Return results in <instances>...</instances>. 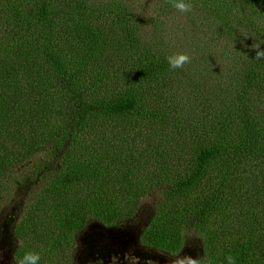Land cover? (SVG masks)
<instances>
[{
    "label": "trees",
    "instance_id": "obj_1",
    "mask_svg": "<svg viewBox=\"0 0 264 264\" xmlns=\"http://www.w3.org/2000/svg\"><path fill=\"white\" fill-rule=\"evenodd\" d=\"M25 1L0 0V24L6 27L0 33V210L5 206L7 211L5 222L8 221L16 263L33 252L40 255L39 264H73L86 229L135 224L146 212L151 219L141 229L142 244L177 257L190 231H213L226 197V185L233 192L243 190L237 183L240 164L264 163V58H256L257 63L253 59L240 61L239 55L247 51L245 44L251 42L242 26L230 25L240 15H230L229 11L214 14L223 21L220 31L229 27L227 36L233 48L208 50L215 54L214 60L227 68L230 65L233 71L225 72L228 83L219 81L221 72L213 73L212 82L219 83L212 88L195 83L196 92H191L190 103L185 99L189 82L176 87L177 115L166 113L161 122L168 126L181 113L187 116L174 131H169L173 145L164 151L170 159H176L171 166L177 170L163 173L164 152L156 155L151 164L162 171L159 181L152 184L134 175L127 179L128 171L120 172L127 155L116 146L119 138L115 140L116 120L139 113V96L132 93L110 103L100 96L101 90L111 91L118 84L108 55L119 50L128 58L139 56L140 64L149 63L154 68V78L164 72L192 80L186 64L183 68H170L166 57L174 53L168 47L164 49V38H159L164 29L156 28L150 49L142 54L137 51L140 30L123 14L115 26L111 25L114 39L105 37L102 28L105 32L106 29L100 19L77 23L64 20V24H56L57 29H53L57 38L49 39L47 27L43 26L57 19L55 1ZM245 1L256 7L260 4L259 0ZM59 7L65 17L74 10L70 5L65 7L64 2ZM260 11L262 6L254 10ZM247 21L250 23L243 25L255 28L257 34L253 37L264 50V28L258 22ZM67 33L78 41L74 42ZM65 37L69 40L61 41ZM65 43L71 44L70 55L62 53L61 45ZM44 44L53 45V50L41 52ZM96 64L102 67L103 77L94 75ZM87 76L95 83L88 84ZM52 89L65 96L63 105H68L70 98L75 104L65 107L64 124L44 133L34 104L24 102V98L31 99L36 92L52 94ZM201 90L208 101L203 108L207 118L202 128L198 126L199 119L190 116L196 108L192 96L202 100ZM185 103L191 107L184 109ZM185 132L192 137L183 144L176 143L174 139H182L175 138L177 134ZM238 133L244 135L242 142ZM191 141L197 144L193 151L184 148ZM241 153L250 159L242 160ZM132 156L129 149V157ZM247 194L251 195L248 190ZM228 221L222 222L225 227L229 226ZM208 231V245H201L204 256L200 264H227L228 255L236 257L237 264H264L263 234L248 235L246 244L237 243L232 249L216 250L213 245L217 233Z\"/></svg>",
    "mask_w": 264,
    "mask_h": 264
},
{
    "label": "rangeland",
    "instance_id": "obj_2",
    "mask_svg": "<svg viewBox=\"0 0 264 264\" xmlns=\"http://www.w3.org/2000/svg\"><path fill=\"white\" fill-rule=\"evenodd\" d=\"M31 0L25 1L30 3ZM54 5L57 9V19H51L44 28L51 36L49 39L57 38L56 33L53 29H57L56 24H64V20L74 21L75 23L80 22L83 19L96 21L100 19V23L105 27V37L108 39L115 38V32L112 30L111 25H116L117 19L123 18L122 14L127 16L135 26H138L140 32V43L138 46V53H146L153 39L154 33L158 29H164L165 33L159 37L164 38L163 48L168 47L170 53H186L190 56V63H187L188 71L193 76L191 81H187L184 78H180L179 74L164 73L161 72L158 78H154V68L147 64H140L138 60L139 56L134 55L128 58V55L124 54L122 50L111 52L114 54L108 55V59L111 62L112 68L110 69L113 77L116 78L118 84L115 89L111 91L101 90V99H105L107 103L120 100L123 96H128L132 93L139 96V113L135 115L126 116L124 118L116 120L118 128L115 133V140H117V147H120L125 157H127L126 164L122 171H128L126 174L127 179H130L134 175L137 179L145 180L149 183H156L159 181L161 171H158L152 166L151 162L156 155L163 154L166 147L173 145L168 135L169 131H174L178 123L181 120L187 118L186 115L181 113V117L168 123V126L162 124L161 119L166 113H170L176 117V109L178 107L177 102V90L176 87L180 85H186L190 88L186 98L192 95L194 84L199 83L203 88H212L216 86L218 81L211 80L213 73L220 74V80L222 83H228L226 78L227 71L230 70L226 64L220 65L217 60H214V53H210V47L214 49H220L228 46L229 50H232V41L229 42L227 31L229 27L220 31V24L223 22L218 19L215 13L222 14L225 11L231 12L230 15L238 14L231 26L237 27L242 26L249 37L251 42L246 43L247 51L239 55L241 62H248L253 59L254 63H257V46L259 50L262 49V44L258 42L254 37L257 34L255 28H246L250 22H258L260 28H264V0H259V7L246 3L245 0H186L192 4L190 12L182 13L173 7L172 0H54ZM213 1V2H212ZM65 7L72 6L73 12H70V16L65 17L62 10L59 8V4L63 3ZM212 2V3H211ZM262 6V11H258ZM133 23V24H134ZM245 24V25H243ZM6 29L0 24V33ZM8 30V27H7ZM57 32V31H56ZM241 32V31H240ZM250 33V35L248 34ZM224 34V38H220ZM68 35V33H67ZM69 36V35H68ZM108 36V37H107ZM254 36V37H253ZM70 37V36H69ZM71 38V37H70ZM74 42L78 41L76 38H71ZM63 40H69L63 38ZM59 41V42H61ZM227 43L224 46V43ZM41 52L45 50L52 51L53 45H43ZM183 49V52L182 50ZM210 49V50H208ZM62 53L70 55L71 44L65 43L61 45ZM46 53H42V56H46ZM209 55V56H208ZM64 56V55H63ZM210 57V58H209ZM208 58V62L205 59ZM67 59L70 57L67 56ZM202 59V63H201ZM261 59V58H259ZM75 65L74 60H71ZM146 63V62H145ZM214 65V69L212 66ZM105 67V64L103 63ZM240 66L242 67L241 63ZM108 67V66H107ZM229 69V70H228ZM102 67L98 64L94 65L93 73L96 76L103 77L100 73ZM89 83L94 84V80L88 77ZM219 78V76H218ZM22 79V76L19 78ZM226 82H224V81ZM224 85V84H222ZM187 86V85H186ZM37 91H40L37 90ZM202 100L196 97L195 94L192 96V100L195 105V110L190 112V116L198 120V126L202 128L205 125L207 118V111L203 113V108L208 105V101H205L206 97L204 90ZM52 94H45L36 92L33 93L31 99L27 96L24 98V102L34 104L35 113L38 117L39 123L43 126L44 133H51L57 127L64 124L66 117L64 118L65 107L69 104L72 106L75 101L72 98L65 105L62 101L65 99L64 95L56 93L54 89L51 90ZM209 96V95H208ZM208 98V97H207ZM179 99H181L179 97ZM190 103V100H189ZM190 104L185 103L184 109L190 108ZM68 109V108H66ZM209 113V112H208ZM158 115V116H155ZM209 116V115H208ZM115 124V122H114ZM24 129L25 126H21ZM30 131L29 125L27 127ZM114 131V132H115ZM239 136L240 141L244 139L243 134H236ZM188 133L177 134L175 138H182L180 140L174 139L176 143L183 144L188 141ZM193 151L197 146L195 141H191L188 144H184ZM156 146V148H155ZM129 149H132L134 156L129 157ZM174 150V148H173ZM178 151V148H175ZM164 156V169L163 173H171L176 171L172 169L171 162L176 159H170L166 152ZM242 160H249L245 158V153H241ZM251 157V155L249 156ZM120 159V158H119ZM131 159V161H130ZM130 163V164H129ZM242 166L241 176L237 183L243 188L242 191H234L229 189L226 185V197L223 202V206L219 214L214 220L212 225L213 231L208 229L200 234H196L195 231H190L186 237V244L182 251L177 257H172L166 253H157L156 250L147 248L141 242V229L150 222L149 212L141 213L137 218L138 223L131 225H124L123 227L116 229H105L100 226H93L86 229L80 240L79 248L74 257L73 264H95V261L91 259L89 255V249L93 243L97 244L99 238L112 240L117 239L126 242L130 248V255L134 257L135 264H145L147 261L157 262H170L178 261V264H188L187 260H181L182 257L191 256L193 259H199L201 262L204 253L202 252L201 245L207 247L208 240L206 238V232L217 233V238L214 242L213 247L216 250L232 249L240 244H246L247 236L252 234L264 235V163L260 162L255 165L253 162L248 163L244 161L240 164ZM171 169H170V168ZM135 170V171H134ZM134 171V172H133ZM123 177L122 175H120ZM139 179V180H140ZM124 185V184H123ZM237 186V185H236ZM251 193L245 195L246 191ZM128 192H126L127 194ZM7 219V211L5 206L3 211L0 210V264H17L13 256V245L10 237L9 225ZM224 220H229L225 227L222 223ZM210 227V226H209ZM232 229L233 231H227ZM253 231V233H252ZM264 238V237H263ZM261 239V238H260ZM209 244L211 241L209 240ZM102 254V253H101ZM101 254H95L96 257H102ZM148 254L154 255L149 258ZM206 257V254H205ZM204 257V258H205ZM103 258V257H102ZM203 258V259H204ZM129 259V258H128ZM128 261V260H127ZM91 262V263H90ZM95 262V263H94ZM101 264H104L101 260Z\"/></svg>",
    "mask_w": 264,
    "mask_h": 264
},
{
    "label": "flooded vegetation",
    "instance_id": "obj_3",
    "mask_svg": "<svg viewBox=\"0 0 264 264\" xmlns=\"http://www.w3.org/2000/svg\"><path fill=\"white\" fill-rule=\"evenodd\" d=\"M89 250H90L89 255L92 256L91 259L89 260L95 261L96 262V263L94 262L95 264H97V259H101L104 264H135L133 255L132 254L130 255L129 253L130 251L129 246L127 245L126 242L122 241V239L117 240L112 238V240H108V239L99 238L97 240V244L93 243ZM98 253L99 254L102 253L101 255L103 258L94 256L95 254ZM148 256L150 259H152L151 256L154 255L148 254ZM152 260L153 261H147L145 264H178V261H170L165 263L164 260H161V262L156 263L154 259ZM86 263L88 264V262Z\"/></svg>",
    "mask_w": 264,
    "mask_h": 264
},
{
    "label": "clouds",
    "instance_id": "obj_4",
    "mask_svg": "<svg viewBox=\"0 0 264 264\" xmlns=\"http://www.w3.org/2000/svg\"><path fill=\"white\" fill-rule=\"evenodd\" d=\"M173 7L182 13L190 12L192 9V4L186 2V0H172ZM256 56L257 58H264V50H259L257 46ZM167 62L171 69L183 68L185 64L190 63V56L186 53H178L166 57ZM227 264H237V258L228 255L226 258ZM181 260H187L188 264H200L199 259H193L191 256L182 257ZM40 255L33 252L26 253L19 264H39ZM97 264H101V259H97Z\"/></svg>",
    "mask_w": 264,
    "mask_h": 264
}]
</instances>
